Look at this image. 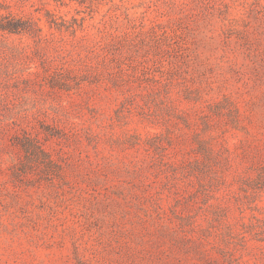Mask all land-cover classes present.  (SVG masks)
<instances>
[{
    "label": "rangeland",
    "instance_id": "1",
    "mask_svg": "<svg viewBox=\"0 0 264 264\" xmlns=\"http://www.w3.org/2000/svg\"><path fill=\"white\" fill-rule=\"evenodd\" d=\"M0 264H264V0H0Z\"/></svg>",
    "mask_w": 264,
    "mask_h": 264
},
{
    "label": "trees",
    "instance_id": "2",
    "mask_svg": "<svg viewBox=\"0 0 264 264\" xmlns=\"http://www.w3.org/2000/svg\"><path fill=\"white\" fill-rule=\"evenodd\" d=\"M15 22L16 21H14L13 19H8L6 21V23L1 24L0 28L2 30H7L9 32H17V31L25 30V27H20V26L16 25Z\"/></svg>",
    "mask_w": 264,
    "mask_h": 264
}]
</instances>
